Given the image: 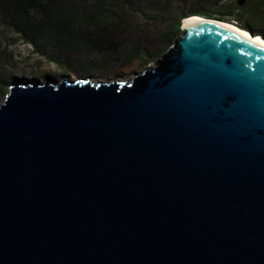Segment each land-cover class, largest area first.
Wrapping results in <instances>:
<instances>
[{
  "label": "water",
  "instance_id": "obj_1",
  "mask_svg": "<svg viewBox=\"0 0 264 264\" xmlns=\"http://www.w3.org/2000/svg\"><path fill=\"white\" fill-rule=\"evenodd\" d=\"M181 31L130 80L9 86L0 264H264V48Z\"/></svg>",
  "mask_w": 264,
  "mask_h": 264
},
{
  "label": "rangeland",
  "instance_id": "obj_2",
  "mask_svg": "<svg viewBox=\"0 0 264 264\" xmlns=\"http://www.w3.org/2000/svg\"><path fill=\"white\" fill-rule=\"evenodd\" d=\"M125 1L84 0L77 3L76 9L81 12L78 16L82 17L80 25H83V29L74 27L70 34L65 33L67 36H81L78 33L84 30V35L91 40L118 43L121 46L120 56L109 53L65 54L62 66L38 54L23 38L3 24L0 15V77L8 81L6 91L0 93V103L13 83L35 79L41 82L48 78L60 81L64 77L73 81L91 78L94 82L130 80L136 73L154 65L173 44L174 39L182 35L181 27L188 17L223 22L239 28L248 23V20L251 21L248 15L237 9V6L246 3L245 0L242 4H238L239 0H131L151 18V24L134 15L133 19L131 17L133 26H126V31H123L115 15L120 13ZM127 9L128 6L124 15ZM35 17L42 19L39 15ZM90 17L95 19L93 23L89 21ZM55 18L61 19L57 15ZM56 29L51 25L44 39L51 54L58 53V46H53L49 41L54 39ZM165 30L171 31L167 39L164 37ZM138 45H141L139 54L133 50Z\"/></svg>",
  "mask_w": 264,
  "mask_h": 264
},
{
  "label": "trees",
  "instance_id": "obj_3",
  "mask_svg": "<svg viewBox=\"0 0 264 264\" xmlns=\"http://www.w3.org/2000/svg\"><path fill=\"white\" fill-rule=\"evenodd\" d=\"M80 2H84V0H0L1 21L31 45L38 54L58 66L64 64L63 56L65 54L109 53L118 56L121 52V46L118 43L111 44L102 40V42L91 40L84 35V30L78 33L81 36H75L74 33L70 36L65 35V33L70 34L74 27L83 29V25H80L82 17L78 16L81 12L76 9V4ZM245 2L243 6H237V9L248 15L251 21L248 20V23L242 25L241 29L264 38V0H245ZM126 6L129 9H127V15H124ZM35 15L41 16L42 19H37ZM56 15L61 19L55 18ZM134 15L151 24V18L139 10L138 5L131 0H126L120 13L115 15L123 31H126V26H133ZM94 20L91 18L89 21L93 23ZM51 25L57 28L56 32L58 33H54L53 40H48L53 46H58L57 54H51L45 46L46 31ZM151 27L154 26L151 25ZM170 35L171 31L165 30L164 37L167 39ZM133 50L139 54L141 45L135 46ZM7 85L8 81L0 77V93L6 91Z\"/></svg>",
  "mask_w": 264,
  "mask_h": 264
},
{
  "label": "bare ground",
  "instance_id": "obj_4",
  "mask_svg": "<svg viewBox=\"0 0 264 264\" xmlns=\"http://www.w3.org/2000/svg\"><path fill=\"white\" fill-rule=\"evenodd\" d=\"M189 21H200V22L201 21L202 22L205 21V22H208V23H213V24H216V25H220L221 27L232 29L234 31H237V32L241 33L246 38L251 39L252 42L255 43L257 46H260V47L264 48L263 37H261V36L253 37L246 30H242L241 28H239L237 26H234V25L232 26L230 24L220 23V22L212 21V20H209V19L198 18V17H189L188 19L185 20V22H189Z\"/></svg>",
  "mask_w": 264,
  "mask_h": 264
}]
</instances>
